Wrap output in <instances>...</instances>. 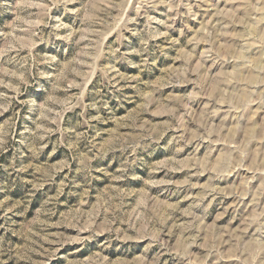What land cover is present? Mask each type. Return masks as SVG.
<instances>
[{"label":"clouds","instance_id":"clouds-1","mask_svg":"<svg viewBox=\"0 0 264 264\" xmlns=\"http://www.w3.org/2000/svg\"><path fill=\"white\" fill-rule=\"evenodd\" d=\"M0 264H264V0H0Z\"/></svg>","mask_w":264,"mask_h":264}]
</instances>
